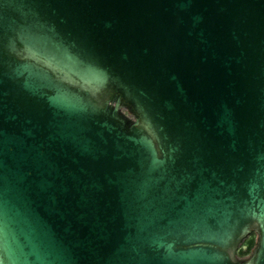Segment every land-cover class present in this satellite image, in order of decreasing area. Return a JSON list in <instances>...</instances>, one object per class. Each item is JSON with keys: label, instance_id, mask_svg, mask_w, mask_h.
I'll return each instance as SVG.
<instances>
[{"label": "water", "instance_id": "obj_1", "mask_svg": "<svg viewBox=\"0 0 264 264\" xmlns=\"http://www.w3.org/2000/svg\"><path fill=\"white\" fill-rule=\"evenodd\" d=\"M0 264H264V0H0Z\"/></svg>", "mask_w": 264, "mask_h": 264}, {"label": "trees", "instance_id": "obj_2", "mask_svg": "<svg viewBox=\"0 0 264 264\" xmlns=\"http://www.w3.org/2000/svg\"><path fill=\"white\" fill-rule=\"evenodd\" d=\"M254 232H250L247 236H245L241 242L239 243L237 249H236V254L237 256H245L249 253L251 247L254 244Z\"/></svg>", "mask_w": 264, "mask_h": 264}]
</instances>
